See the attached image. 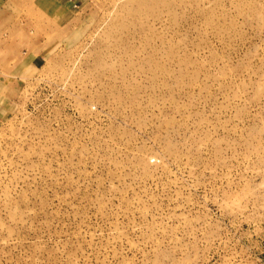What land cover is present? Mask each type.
Returning a JSON list of instances; mask_svg holds the SVG:
<instances>
[{"label": "rangeland", "instance_id": "374dc122", "mask_svg": "<svg viewBox=\"0 0 264 264\" xmlns=\"http://www.w3.org/2000/svg\"><path fill=\"white\" fill-rule=\"evenodd\" d=\"M0 264H264V0H0Z\"/></svg>", "mask_w": 264, "mask_h": 264}]
</instances>
